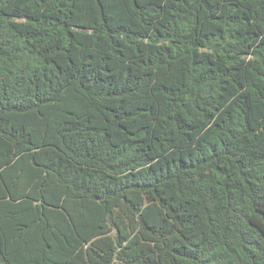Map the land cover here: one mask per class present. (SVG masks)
<instances>
[{
    "label": "trees",
    "instance_id": "obj_1",
    "mask_svg": "<svg viewBox=\"0 0 264 264\" xmlns=\"http://www.w3.org/2000/svg\"><path fill=\"white\" fill-rule=\"evenodd\" d=\"M0 264H264V0H0Z\"/></svg>",
    "mask_w": 264,
    "mask_h": 264
}]
</instances>
